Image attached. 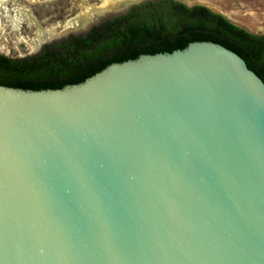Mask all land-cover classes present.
<instances>
[{
  "label": "water",
  "instance_id": "water-1",
  "mask_svg": "<svg viewBox=\"0 0 264 264\" xmlns=\"http://www.w3.org/2000/svg\"><path fill=\"white\" fill-rule=\"evenodd\" d=\"M0 264H264V83L200 42L0 86Z\"/></svg>",
  "mask_w": 264,
  "mask_h": 264
},
{
  "label": "trees",
  "instance_id": "trees-1",
  "mask_svg": "<svg viewBox=\"0 0 264 264\" xmlns=\"http://www.w3.org/2000/svg\"><path fill=\"white\" fill-rule=\"evenodd\" d=\"M200 42L235 53L264 83V36L250 34L206 7L158 0L135 6L85 34L47 44L34 56L13 60L0 55V86L60 90L84 82L109 65Z\"/></svg>",
  "mask_w": 264,
  "mask_h": 264
},
{
  "label": "rangeland",
  "instance_id": "rangeland-1",
  "mask_svg": "<svg viewBox=\"0 0 264 264\" xmlns=\"http://www.w3.org/2000/svg\"><path fill=\"white\" fill-rule=\"evenodd\" d=\"M104 1L106 0H0V55L13 60L34 56L48 43L71 34L85 33L92 26L122 15L135 6L121 10L125 8L124 5L132 2L123 4V0H115L116 5L108 11L100 13L95 10ZM146 1L148 0H141L136 5ZM188 1L215 7L224 14L228 13L234 22L249 30L253 29L252 32L264 33V0ZM86 10L91 12V16L83 28L65 29L69 21L75 20ZM43 32L52 33V36L44 38Z\"/></svg>",
  "mask_w": 264,
  "mask_h": 264
},
{
  "label": "bare ground",
  "instance_id": "bare-ground-1",
  "mask_svg": "<svg viewBox=\"0 0 264 264\" xmlns=\"http://www.w3.org/2000/svg\"><path fill=\"white\" fill-rule=\"evenodd\" d=\"M124 3L123 4H126V3H130V2H133V1H137V0H123ZM185 2L189 3L188 0H184ZM122 4V5H123ZM116 3H115V0H106L103 2V4L100 5V7H98L97 9L95 10H98V12H105V11H108L109 9H111L113 6H115ZM126 7V5H124ZM123 8V7H122ZM215 8V7H214ZM122 10V9H121ZM229 19L232 20V17L226 13L225 14ZM91 16V12H88L87 10L82 13L80 16H78L75 20H72V21H69L66 25V30H76V29H81L83 28L89 21V18ZM235 20V19H234ZM255 29V28H254ZM253 30V29H252ZM251 30V31H252ZM41 35V34H40ZM43 35V36H42ZM41 36L46 38V36L50 37L52 36V33H45L43 32ZM38 42H41V39H38Z\"/></svg>",
  "mask_w": 264,
  "mask_h": 264
},
{
  "label": "flooded vegetation",
  "instance_id": "flooded-vegetation-1",
  "mask_svg": "<svg viewBox=\"0 0 264 264\" xmlns=\"http://www.w3.org/2000/svg\"><path fill=\"white\" fill-rule=\"evenodd\" d=\"M155 1H158V0H155ZM145 3H147V2H145ZM145 3H142V4L137 5V6H142V5H144ZM133 7H135V6H133ZM133 7H132V8H133ZM132 8H130L126 13H124V14H122V15H119V16H116V17H114V18H112V19L106 20V21H104V22H107V21L113 20V19H115V18H118V17H120V16L126 15V14H127ZM104 22H102V23H104ZM102 23H100V24H102ZM100 24H98V25H100ZM98 25H95V26H98ZM95 26H92L91 28H93V27H95ZM91 28H90V29H91ZM90 29H89V30H90ZM89 30H88V31H89ZM88 31H86L85 33H87ZM85 33H80V34H85ZM80 34H71V35H69V36H76V35H80ZM69 36H67L66 38H68ZM66 38H63V39H66ZM60 40H62V39H60ZM60 40H58V41H60ZM54 42H56V41H54ZM51 43H52V42H51ZM51 43H48V44H51ZM46 45H47V44H46ZM44 46H45V45H44ZM44 46H43V47H44ZM43 47H42V48H43ZM42 48H41V49H42ZM40 51H41V50H40ZM40 51H39V52H40ZM37 54H38V53H37Z\"/></svg>",
  "mask_w": 264,
  "mask_h": 264
}]
</instances>
